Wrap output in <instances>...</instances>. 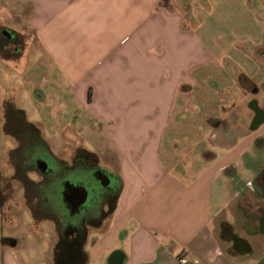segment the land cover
<instances>
[{"label": "crops", "instance_id": "0c3cea01", "mask_svg": "<svg viewBox=\"0 0 264 264\" xmlns=\"http://www.w3.org/2000/svg\"><path fill=\"white\" fill-rule=\"evenodd\" d=\"M14 4L29 7L34 40L27 34L18 56H0L2 68L21 74L28 55L37 56L31 64L45 79L65 80L77 97L57 134L117 154L122 191L85 245L84 264H179L180 256L186 264H264V194L254 182L264 166V141L256 142L264 139V89L252 90L264 82V0ZM17 26L7 27L26 34ZM124 98L139 107L136 148L118 138V120L92 108L102 103L97 111L106 112V102ZM254 99L263 111L256 125ZM83 128L103 145L85 148ZM32 242L2 247L1 264H54L47 241L40 249Z\"/></svg>", "mask_w": 264, "mask_h": 264}, {"label": "flooded vegetation", "instance_id": "af4514ba", "mask_svg": "<svg viewBox=\"0 0 264 264\" xmlns=\"http://www.w3.org/2000/svg\"><path fill=\"white\" fill-rule=\"evenodd\" d=\"M0 34L7 36L5 38L9 42H14L17 37L15 32L4 28L0 30ZM262 89L263 81L252 87L256 94ZM4 103L8 107L13 101L0 100L2 110L5 108ZM250 105L254 108L252 122L256 125L263 115L262 105L256 99ZM8 114L6 109L2 112V124L8 122ZM21 131L24 136L15 138L17 145L7 150V163L2 164L0 159V245L13 247L15 244L27 242L23 236L15 237L3 230L4 222L10 223L14 219L11 214L16 203L12 182H18L22 188L27 217L47 220L53 224L57 235L51 254L53 263L80 264L85 256L84 246L93 236L90 231L94 232L95 229L103 227L112 217L122 191L121 177L117 170L100 165L97 154L82 148L78 143H73L72 149H67L68 153L72 152L68 158L47 155V147L40 148L35 153V149L46 142L29 146L26 143V136L31 138L28 128L21 127ZM263 141V137L256 139L261 145ZM21 148L31 149V153H34H23ZM5 167L8 168V175H2L1 170ZM32 173L39 179H33ZM254 182L259 192L264 194V166L255 174ZM252 208L254 211L263 212L259 204L252 205ZM1 251L0 248V255Z\"/></svg>", "mask_w": 264, "mask_h": 264}, {"label": "rangeland", "instance_id": "374dc122", "mask_svg": "<svg viewBox=\"0 0 264 264\" xmlns=\"http://www.w3.org/2000/svg\"><path fill=\"white\" fill-rule=\"evenodd\" d=\"M8 1L9 0H4L0 4V30L4 28L8 31L15 32L7 26L14 27L18 25L16 28L19 29L22 26L23 28L21 27V30H24L26 34L15 32L18 38L16 37L14 39V42L7 41V38H5L7 36H3L0 34V56L6 57L12 55L16 57L18 56V54H20L19 52L23 46L24 39L28 36L27 34L32 37L31 31L26 27V24L24 23L26 20V16L28 15L29 7H27L26 5L18 6L17 4H14L15 0H11V3L8 4ZM197 43V38L191 39L190 50L193 54L198 45ZM28 59L30 65L25 70V72L22 71L21 74L17 71L10 72L9 69H3L2 65L0 64V89L3 92L10 90L11 93H9V95L14 97L13 103L15 107L23 111V114L19 113V118H15L14 113H9L7 117L8 122L6 124H2V121L4 122V120L1 118L2 112L5 109L8 110L9 106L7 107V103H4L5 108H3L2 110V105L0 104V159L2 161V164L7 163V150L17 145V139L15 138H18V136H20V138L21 136H24V134L22 133L23 131H21V127H27L26 122H40L43 125L45 135L42 134L41 138H38V140L33 139L36 136L32 135L30 132L31 130H29V128L27 127L31 136V138L29 136H26V143L29 144V146L30 144L32 145L34 143H36L37 146L40 145V143L46 142L45 145H40L39 147H37L38 149H35V153L36 151H39L40 148L47 147L49 149H47V155L56 158H68L70 156V153L72 152L68 153L67 149H72L73 143H75V141H73L72 139L71 134H57L59 125H62L60 124V122H63V116L66 115V111H69L71 109V106L74 104L77 98L76 94L74 93V87L68 86L63 79H45L46 77H50L49 75H46L47 71L44 70L43 73V71H40V67L36 68V66H38V62H36L34 66L31 64L32 61H35L37 59V56L33 58L32 55H28ZM169 59L170 55L169 57H167L166 61H168ZM207 73L208 72L206 71L204 74L205 79L203 78V86H206L208 77H210V75H207ZM82 88L83 87L81 86V90ZM38 93L41 96H39ZM78 95H81V93H79ZM199 99L200 97L197 98V100ZM105 104L107 105L106 112H98L102 108H100L102 103L92 105L93 112L95 111L96 113L102 115L106 114V116L118 120L120 124L119 134H117L118 138L122 140L126 139L128 141V144L133 148L138 147L140 140L139 130L133 132V130L137 128L136 125H134V121L135 117L139 116L138 105L136 103L125 101V98L123 100L116 99L111 102H106ZM92 108H90L89 110L92 111ZM109 111L111 112V115H107ZM9 118L11 119L9 120ZM197 121V119H192L191 123L187 124L191 125ZM2 125L4 126L2 127ZM80 134L84 138H81V140L84 141V143L82 142L83 146L87 149L92 150L98 148V146L103 145L104 143L102 137L97 133V131L90 128H83ZM45 138L47 140H45ZM21 150V152L23 153L26 151V154L28 152L30 154L34 153V151H32L31 153V149L25 150L21 148ZM95 153L99 158L98 162L100 165L108 166L115 170L118 169V165L116 164L117 154L115 151L111 149H107V151H104L103 146H101ZM243 170L248 172L244 167L243 169H240L241 172H243ZM1 171L2 175H8V168L5 167V169H2ZM31 177L35 180L39 179L38 176L33 173L31 174ZM12 187L15 191L14 195L16 203L15 208L13 209L11 214L14 216V219L10 223H8V221L4 222V232L15 237L23 236L28 245L31 240L33 241L32 245H36L35 247L38 249H40V247H44L45 245L43 244L45 243V241H47V244H49V246H46L48 247L50 254H52V249L57 239V235L55 233L52 222L47 220H37L34 217L29 219L24 212L22 199L23 195L20 184L18 182H12ZM25 222L29 224H25ZM92 234H94V232L90 231V235ZM0 248H2L1 245ZM17 251L20 250L17 249Z\"/></svg>", "mask_w": 264, "mask_h": 264}, {"label": "trees", "instance_id": "16d2710c", "mask_svg": "<svg viewBox=\"0 0 264 264\" xmlns=\"http://www.w3.org/2000/svg\"><path fill=\"white\" fill-rule=\"evenodd\" d=\"M8 106H9V109L6 111H8L9 113H14L15 118H19L18 117V116H20L19 113L23 114V111L16 108L13 103H9ZM9 119H11V118H9ZM26 124H27V127L29 128V130H31L30 131L31 134L35 135L36 137H39V139H40V137H41L40 136V129L36 125H34L33 123L26 122ZM42 142H44V141H42Z\"/></svg>", "mask_w": 264, "mask_h": 264}, {"label": "built area", "instance_id": "2783aa9c", "mask_svg": "<svg viewBox=\"0 0 264 264\" xmlns=\"http://www.w3.org/2000/svg\"><path fill=\"white\" fill-rule=\"evenodd\" d=\"M177 261L179 262V264H186L187 263V259L185 256L178 257Z\"/></svg>", "mask_w": 264, "mask_h": 264}, {"label": "water", "instance_id": "95a60500", "mask_svg": "<svg viewBox=\"0 0 264 264\" xmlns=\"http://www.w3.org/2000/svg\"><path fill=\"white\" fill-rule=\"evenodd\" d=\"M85 256L82 258V261L80 262V264H84L85 263Z\"/></svg>", "mask_w": 264, "mask_h": 264}]
</instances>
